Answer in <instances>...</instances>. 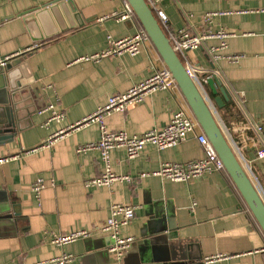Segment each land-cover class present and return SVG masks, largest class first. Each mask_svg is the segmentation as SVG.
<instances>
[{
	"label": "crops",
	"instance_id": "1",
	"mask_svg": "<svg viewBox=\"0 0 264 264\" xmlns=\"http://www.w3.org/2000/svg\"><path fill=\"white\" fill-rule=\"evenodd\" d=\"M50 1L0 0V59L38 45L24 55L36 80L33 87L40 91L35 101L41 103L28 119L32 125L13 142L0 146V192L19 204L23 218L17 229L0 230V264H57L52 261L63 257L72 259L67 264H133L148 241L165 247L181 242L190 247L182 259L177 249L169 264H264V234L226 172L188 183L153 175L164 163L203 159L204 151L194 135L165 150L148 144L135 159H129L123 149H113L112 171L136 177L135 182L86 185L105 173V164L99 151L79 154L76 149L97 142L99 126L71 127L95 113L111 96L127 92L165 65L151 43L136 56L82 61L104 49L108 36L121 39L136 32L134 23L114 16L123 11V0H72L84 26L33 42L18 15ZM161 8L173 30L188 28L194 35L222 30L231 35L225 49H219L220 39L208 38L186 56L201 71V79L209 71L218 75V96L223 97L222 87L229 93L230 99H223V108H218L206 85V99L220 127L263 197L264 160L257 159V151L264 144V0H166ZM207 13H218L211 24L202 20ZM228 56L241 58L232 62ZM50 106L64 114L62 121H51ZM179 110L192 115L179 90L158 91L125 113H113L106 124L110 131L142 135L165 128ZM57 134L53 147H43ZM142 174L147 176L138 178ZM39 179L45 188L37 197L33 186ZM113 205L136 208L135 219L120 231L123 238H135L123 258L110 252V237L99 233L90 241L65 246L51 242L52 233L103 225ZM173 234L177 241L168 238ZM217 256L227 258L208 262Z\"/></svg>",
	"mask_w": 264,
	"mask_h": 264
},
{
	"label": "built area",
	"instance_id": "2",
	"mask_svg": "<svg viewBox=\"0 0 264 264\" xmlns=\"http://www.w3.org/2000/svg\"><path fill=\"white\" fill-rule=\"evenodd\" d=\"M123 1V11L120 14H115L114 16L119 21H131L134 23L137 27L136 32L121 39H113L111 36H108L107 45L104 49L95 54L83 57L82 61L98 63L102 59L122 56L124 54L136 56L141 53L142 48L146 43H151L147 33L140 25L133 9L126 0ZM145 1L160 22L163 30L169 38L171 46L184 62L187 74L194 80L205 98L208 99L205 85L209 79L218 75L209 71L206 76L201 79L198 75L201 71L188 61L186 53L188 51H197L202 43L208 38L220 39L222 43L219 49H225L227 47L226 40L231 37V35L222 30L209 35H194L188 28L173 30L170 25L168 15L161 8V5L166 0ZM217 14L218 13H207L202 16V20L205 23L211 24ZM36 48H38V45L30 47L29 49L22 51V53H17L11 57L0 59V71L7 67L12 58L30 53ZM240 58L241 57L239 56H228V59L232 62H238ZM170 90H179L170 71L166 67L162 69L155 68L151 77L136 84L125 93L111 96L107 103L104 106L99 107L95 113L71 127L72 129H76L92 124H97L99 126V140L95 143L81 145L76 149V152L79 154L91 150L99 151L105 164V173L98 178L87 181V186L103 187L111 186L116 182L128 184L135 182L137 179L136 177L129 175L121 176L112 171L110 152L113 149H123L129 159H135L148 144L155 146L158 150H165L178 146L180 143L193 135L196 136L197 141L204 151V158L189 163H164L161 165L160 170L153 175L158 176L163 180L188 183L194 179H199L211 173L225 172L224 164L218 157L213 145L207 136L202 132L193 116L187 114L184 110L177 111L165 128L160 130L152 129L142 135L130 136L126 131L114 132L108 129L106 120L113 113H125L130 106L143 103L145 99L153 93ZM49 109L52 111L51 121L60 122L64 119V114L53 109V106H50ZM254 128L257 130L261 129L259 127ZM59 134H61V132ZM59 134L50 137V139L44 143L43 147H53ZM257 159L264 160V144L257 151ZM146 176V174H142L138 178ZM44 188L45 184L43 180L39 179L33 186V192L37 197H40V192ZM135 212L136 208L134 206L113 205L110 217L103 225L95 227L91 230H80L68 234L52 233L50 235V240L56 246H65L79 240L92 238L97 233L107 235L113 240L110 252L114 253L116 257L121 259L130 250L133 242H135V238H123L120 231L122 227L128 225L135 219ZM223 258L227 257L217 256L214 259H208V262L210 263ZM71 260L72 259L70 257H63L61 259H55L52 262L57 264H67Z\"/></svg>",
	"mask_w": 264,
	"mask_h": 264
},
{
	"label": "water",
	"instance_id": "3",
	"mask_svg": "<svg viewBox=\"0 0 264 264\" xmlns=\"http://www.w3.org/2000/svg\"><path fill=\"white\" fill-rule=\"evenodd\" d=\"M126 1L136 14L140 25L147 33L165 67L172 74L193 118L213 145L224 164L225 172L264 234L263 197L235 154L210 103L194 80L187 74L184 62L171 46L169 38L146 1ZM18 16L23 19L32 41L35 43L84 26L77 9L73 7L72 0H53L24 11ZM128 22L133 26L131 21ZM35 81L28 67L27 55L12 58L7 67L0 71V146L13 142L26 126L32 125L28 119L31 120L32 116L41 108V103L35 101V96H39L40 92L33 87ZM216 84H221L217 77L209 79L206 83L213 97L215 96L213 98L215 105L218 108H223V99L229 100L230 95L226 88L222 87L223 97L218 96ZM18 209L19 204L0 192V230L17 229L18 222L23 219ZM170 230L172 231L171 228ZM173 235H169L168 238L177 241L176 235ZM92 239L87 238L85 241ZM109 239L111 247L113 240ZM148 242V244L144 243V246L139 250V259L133 264H169L168 262H173L172 258L178 251L177 249L180 250L179 256L182 259L188 254L190 248H187L188 246L185 244L182 245L181 242L173 243L172 247L158 246L156 242Z\"/></svg>",
	"mask_w": 264,
	"mask_h": 264
},
{
	"label": "rangeland",
	"instance_id": "4",
	"mask_svg": "<svg viewBox=\"0 0 264 264\" xmlns=\"http://www.w3.org/2000/svg\"><path fill=\"white\" fill-rule=\"evenodd\" d=\"M207 88V87H206Z\"/></svg>",
	"mask_w": 264,
	"mask_h": 264
}]
</instances>
